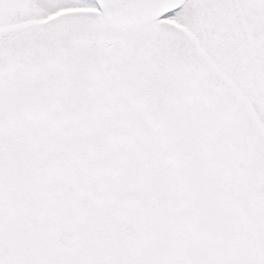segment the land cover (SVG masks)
I'll list each match as a JSON object with an SVG mask.
<instances>
[{
  "label": "snow or ice",
  "instance_id": "obj_1",
  "mask_svg": "<svg viewBox=\"0 0 264 264\" xmlns=\"http://www.w3.org/2000/svg\"><path fill=\"white\" fill-rule=\"evenodd\" d=\"M0 264H264V0H0Z\"/></svg>",
  "mask_w": 264,
  "mask_h": 264
}]
</instances>
